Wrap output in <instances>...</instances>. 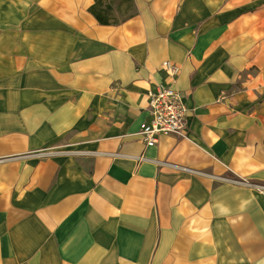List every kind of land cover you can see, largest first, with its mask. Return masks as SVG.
<instances>
[{
  "label": "crops",
  "instance_id": "obj_1",
  "mask_svg": "<svg viewBox=\"0 0 264 264\" xmlns=\"http://www.w3.org/2000/svg\"><path fill=\"white\" fill-rule=\"evenodd\" d=\"M94 5L0 0V264H264V0Z\"/></svg>",
  "mask_w": 264,
  "mask_h": 264
},
{
  "label": "built area",
  "instance_id": "obj_2",
  "mask_svg": "<svg viewBox=\"0 0 264 264\" xmlns=\"http://www.w3.org/2000/svg\"><path fill=\"white\" fill-rule=\"evenodd\" d=\"M168 81L157 85L149 92L148 113L149 121L140 125L138 136L147 147H153L160 136L182 137L187 127V108L182 102L178 92L171 84L179 75L180 69L171 62L162 63Z\"/></svg>",
  "mask_w": 264,
  "mask_h": 264
},
{
  "label": "trees",
  "instance_id": "obj_3",
  "mask_svg": "<svg viewBox=\"0 0 264 264\" xmlns=\"http://www.w3.org/2000/svg\"><path fill=\"white\" fill-rule=\"evenodd\" d=\"M99 2H100V0H95V5L89 9V13H91V15L93 17H95V19L97 20V22L99 24L108 25L109 24V18H107L106 15L101 16L100 13H98V11H97V5ZM107 10H108V8H107Z\"/></svg>",
  "mask_w": 264,
  "mask_h": 264
},
{
  "label": "rangeland",
  "instance_id": "obj_4",
  "mask_svg": "<svg viewBox=\"0 0 264 264\" xmlns=\"http://www.w3.org/2000/svg\"><path fill=\"white\" fill-rule=\"evenodd\" d=\"M116 9L117 10L114 12V15L111 19L113 22L120 21V20L124 19L127 15L125 9L123 10V12L119 8H116Z\"/></svg>",
  "mask_w": 264,
  "mask_h": 264
}]
</instances>
